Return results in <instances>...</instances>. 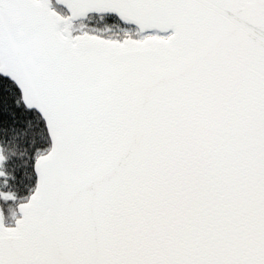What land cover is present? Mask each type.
Returning a JSON list of instances; mask_svg holds the SVG:
<instances>
[{
    "label": "snow or ice",
    "instance_id": "obj_1",
    "mask_svg": "<svg viewBox=\"0 0 264 264\" xmlns=\"http://www.w3.org/2000/svg\"><path fill=\"white\" fill-rule=\"evenodd\" d=\"M0 264H264V0H0Z\"/></svg>",
    "mask_w": 264,
    "mask_h": 264
}]
</instances>
